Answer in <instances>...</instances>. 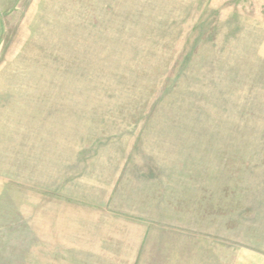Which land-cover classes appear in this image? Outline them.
Listing matches in <instances>:
<instances>
[{"label": "rangeland", "instance_id": "374dc122", "mask_svg": "<svg viewBox=\"0 0 264 264\" xmlns=\"http://www.w3.org/2000/svg\"><path fill=\"white\" fill-rule=\"evenodd\" d=\"M0 264H264V0H0Z\"/></svg>", "mask_w": 264, "mask_h": 264}, {"label": "crops", "instance_id": "0c3cea01", "mask_svg": "<svg viewBox=\"0 0 264 264\" xmlns=\"http://www.w3.org/2000/svg\"><path fill=\"white\" fill-rule=\"evenodd\" d=\"M121 197L123 198L124 196L122 194H118V205L121 206L118 209V211L121 212V213H118V217H116V219H114V222H134L133 220H129L133 216H134V218H138V217H135V216H140V217L144 218V220H148L146 218L152 219V215H153V214H151L152 212L144 211V209H143V211H141V210L140 211H134L133 210L134 208L133 209L127 208L126 210H122L123 206L120 203V198ZM128 209H130V210H128Z\"/></svg>", "mask_w": 264, "mask_h": 264}]
</instances>
